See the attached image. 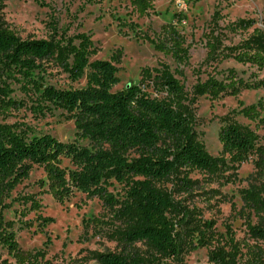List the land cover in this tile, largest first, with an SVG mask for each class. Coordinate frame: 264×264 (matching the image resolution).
Returning <instances> with one entry per match:
<instances>
[{
  "label": "trees",
  "instance_id": "16d2710c",
  "mask_svg": "<svg viewBox=\"0 0 264 264\" xmlns=\"http://www.w3.org/2000/svg\"><path fill=\"white\" fill-rule=\"evenodd\" d=\"M130 5L139 17L155 13L153 0H130ZM173 18L181 22L184 15L174 13ZM236 25L247 23L240 19ZM141 36L179 64L186 62L185 39L173 22L164 23L154 37ZM207 37L210 57L219 40L214 31ZM229 49L238 62L264 67V34L257 29L250 38ZM95 53L87 33L67 38L22 39L0 24V67L16 68L40 92L42 101L65 111L75 128L74 138L64 141L49 133L29 137L13 124L0 123V245L19 264H34V260L43 256L40 251L33 254L18 246L11 222L3 218V210L8 207L4 201L29 177L34 165L42 167L45 173L42 184H46V191L56 201L62 203L80 192L97 197L111 209L121 225L116 234L123 247L120 252L97 253L98 264L179 260L187 248L211 243L216 233L213 223L198 221L192 210L175 201L160 182L176 179L181 190L190 191L196 181L183 174L185 170L223 175L234 164L245 161L250 153L256 154L255 174L264 181V143L259 144L256 129L226 118L218 131L221 154L212 156L192 131V117L185 103L189 99L187 92L166 64L142 69L139 83L113 91L119 83L116 66L119 55L113 53L108 60L90 61L89 56ZM48 57H54L70 80L84 76L85 85L56 88L33 79L34 72L43 79L41 61ZM150 84L163 91L164 96L151 97L147 91ZM242 88L244 83L230 69L223 80L209 77L198 83L194 92L215 99L220 95L237 96ZM7 102L11 106L15 101ZM262 109L258 103L242 106L238 112L256 122V126H264ZM63 160L68 164L63 166ZM113 180L127 185L123 198L108 191ZM260 187L250 189L246 195L247 202L258 213L264 212V184ZM27 200L32 210L40 208L33 198ZM53 221L52 217H40L38 226L43 228ZM249 229L254 237L264 238L263 229L254 225ZM136 243L145 245L148 251L143 252ZM239 254L235 243L229 249L218 247L210 252L209 262L237 264ZM252 260L248 262L259 264L261 257L253 252Z\"/></svg>",
  "mask_w": 264,
  "mask_h": 264
},
{
  "label": "rangeland",
  "instance_id": "374dc122",
  "mask_svg": "<svg viewBox=\"0 0 264 264\" xmlns=\"http://www.w3.org/2000/svg\"><path fill=\"white\" fill-rule=\"evenodd\" d=\"M153 5L155 13L139 17L130 0H0V24L22 39L89 34L96 48V53L89 56L90 61L108 60L113 53L119 55L116 63L119 83L113 91L139 83L142 69L166 64L187 92L189 99L185 103L192 117V131L212 156L221 154L218 131L226 118L256 129L259 144L264 143V126H256V122L238 112L242 106L260 103L264 115V67L238 62L229 49L250 38L256 29L264 34V0H153ZM174 13H182L183 20L177 22ZM240 19L247 26L236 25ZM170 21L185 39L188 56L182 64L156 50L141 36L154 37ZM213 31L219 42L209 57L207 36ZM41 65L43 79L37 78V72L32 76L37 81L56 88L85 85L84 76L70 80L54 57L44 59ZM230 69L245 85L237 96L220 95L213 99L196 95L198 83L209 77L223 80ZM147 91L151 97L164 96L152 84ZM9 99L15 101L11 106ZM48 105L16 68L0 67V123L13 124L29 137L49 133L59 140L71 141L75 133L73 120L62 109ZM255 159L256 154L250 153L245 161L234 164L223 175L187 169L183 174L196 181L190 191L181 190L176 179L159 183L175 201L192 210L198 221H211L217 234L206 246L187 248L179 260L156 259L152 264H213L209 262L210 252L218 247L229 249L233 243L240 249L237 264H251L253 252L261 257L259 264H264V238L254 237L249 229L254 225L264 230V212H256L246 198L250 189L260 190L264 184L255 174ZM67 164L63 160L62 165ZM44 180L42 167L34 165L29 177L4 201L8 207L3 210V218L11 222L18 246L33 254L42 252L43 257L34 260V264H98L97 253L122 250L116 234L121 225L109 207L97 197L80 192L60 203L46 191ZM126 188L125 183L113 180L108 191L123 198ZM32 198L40 204L38 210H32L27 200ZM40 217H52L54 221L39 228ZM135 245L143 252L148 251L141 243ZM0 264L19 263L0 245Z\"/></svg>",
  "mask_w": 264,
  "mask_h": 264
}]
</instances>
